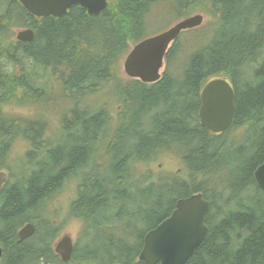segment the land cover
Returning a JSON list of instances; mask_svg holds the SVG:
<instances>
[{"label": "trees", "instance_id": "16d2710c", "mask_svg": "<svg viewBox=\"0 0 264 264\" xmlns=\"http://www.w3.org/2000/svg\"><path fill=\"white\" fill-rule=\"evenodd\" d=\"M160 3L179 18L199 9L212 23L196 36V29L180 34L158 82L124 78L118 66L129 44L146 38L148 14ZM106 8L91 16L74 6L59 18L37 19L18 0H0V171L7 175L0 263L62 264L52 248L58 228L42 211L79 173L69 214L83 228L64 264H143L147 231L195 193L209 202L208 232L186 264H264V192L253 180L264 161V0H108ZM10 28L32 29L34 39L5 40ZM185 33L192 40L186 47ZM49 70L72 104L55 143L45 138L42 119L15 118L3 107L48 101L40 79ZM223 76L234 90V122L215 135L198 122L199 94ZM108 82L119 106L110 133L106 110L80 104ZM237 128L245 136L233 140ZM16 139L30 144L19 163L8 155ZM166 150L182 160L179 173L132 178L133 163ZM26 223L35 231L17 244Z\"/></svg>", "mask_w": 264, "mask_h": 264}, {"label": "water", "instance_id": "95a60500", "mask_svg": "<svg viewBox=\"0 0 264 264\" xmlns=\"http://www.w3.org/2000/svg\"><path fill=\"white\" fill-rule=\"evenodd\" d=\"M25 11L37 19L43 17L59 18L74 6L84 9L88 15L98 16L107 9L108 0H18ZM204 18L200 14L184 18L172 27L142 39L126 53L122 67L128 78L144 84L158 82L163 70L166 52L179 35L186 30L197 29ZM32 29L16 33V42L30 43L34 39ZM200 91L198 122L209 133L221 135L233 124L234 90L225 77H213ZM253 180L259 190L264 192V161L253 173ZM6 173L0 171V192L6 183ZM174 210L154 229L147 231L138 260L143 264H186L194 251L203 243L207 235V214L209 202L202 194L195 193L181 198ZM35 226L26 223L17 232V244L32 236ZM53 250L62 264L69 263L73 254V241L68 235L54 244ZM0 249V257H1Z\"/></svg>", "mask_w": 264, "mask_h": 264}, {"label": "rangeland", "instance_id": "374dc122", "mask_svg": "<svg viewBox=\"0 0 264 264\" xmlns=\"http://www.w3.org/2000/svg\"><path fill=\"white\" fill-rule=\"evenodd\" d=\"M188 14L189 16L200 14L204 18L202 24L197 27V31L193 32V35L195 36L198 34V31L202 32L203 30L207 29L212 23L211 16L207 15L199 9H196ZM147 18L148 19L145 23L146 38H148L149 36L160 34L161 32L172 27L173 24H175L176 22L183 20L185 16L179 18V16H177V13L174 10H170V7L167 3H160L156 4L155 7L152 8ZM18 31L19 29L16 28L8 29L4 34L8 37H6L5 40L9 39L10 42H15L16 33H18ZM186 34L188 33H185V37L183 38L185 40L184 44H186L185 47L189 46L188 43L192 41L189 40L190 35ZM183 36L184 35H180L181 38ZM132 46L133 44H129V49ZM124 59L125 57L119 64L117 73L123 76L124 78H127L124 75L122 67ZM164 68L165 67H163V70L161 71V75L164 71ZM50 72L51 71L49 70L40 79V82H42V86L47 87V93L49 94L48 101H45V103H24L21 105H18V103L11 102L8 106L4 105L3 107L6 114H8L9 116L11 115L15 118H26L29 120H34L37 118L42 119L44 123H46L45 128L47 129V134L45 135V138L48 139V141L55 143L57 142L56 139H58L59 134H61L60 131H62V129H60L61 118L65 113L68 112L72 104H69L70 99H65L61 96L62 93H60L59 90L60 86H58L57 81L54 80V77H52ZM112 86L113 83L108 82L104 85L103 88L99 90V92L87 96L86 100L80 101V104H86L85 106H87L89 110L91 109V111L104 109L108 112V114L111 115V117H113V125H111V129L108 130L109 133L111 132L114 126V121L115 124L117 123L116 115L117 110L119 109L118 103L116 102L117 99L115 100L113 97L114 93L112 91ZM243 130V128H237L232 130L230 132V138L232 137L233 140L241 139V136H245V134L242 133ZM12 143L13 144L11 145V148L8 152L9 158L11 161L13 160L19 163L20 160L23 158L24 153L29 149L30 144L20 139H16ZM101 157L103 156H99L98 158L100 159ZM151 160V162L143 161L133 163V174L131 175L132 178L138 179L143 176V174H149L153 179H160L161 177H167L168 174L172 175L174 173H179V171L184 168L182 160L177 157L174 152L167 150L158 153ZM15 166L18 167L17 165ZM80 177L81 175L79 173L75 175L72 174V176L69 177L60 186V189L57 192L53 193V195L49 198L48 202L44 204V208L42 211L44 218L51 220L53 224H55L58 228V237L54 240L52 247L62 237V235L70 236L74 244L76 240L80 237V233L83 228L82 223V226L74 231H69L67 227L70 221H72L73 219H77L72 218L70 216L69 207L75 197Z\"/></svg>", "mask_w": 264, "mask_h": 264}, {"label": "clouds", "instance_id": "9594fccd", "mask_svg": "<svg viewBox=\"0 0 264 264\" xmlns=\"http://www.w3.org/2000/svg\"><path fill=\"white\" fill-rule=\"evenodd\" d=\"M81 226H82V224H81V222L78 219H73L67 225L69 231H74L76 229H79Z\"/></svg>", "mask_w": 264, "mask_h": 264}, {"label": "bare ground", "instance_id": "6f19581e", "mask_svg": "<svg viewBox=\"0 0 264 264\" xmlns=\"http://www.w3.org/2000/svg\"><path fill=\"white\" fill-rule=\"evenodd\" d=\"M145 26V25H144ZM91 154V153H90Z\"/></svg>", "mask_w": 264, "mask_h": 264}]
</instances>
